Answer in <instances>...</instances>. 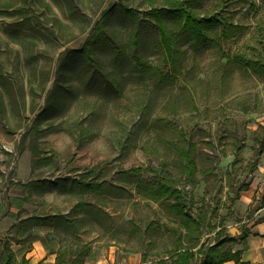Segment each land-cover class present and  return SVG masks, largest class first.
Listing matches in <instances>:
<instances>
[{
    "label": "rangeland",
    "instance_id": "374dc122",
    "mask_svg": "<svg viewBox=\"0 0 264 264\" xmlns=\"http://www.w3.org/2000/svg\"><path fill=\"white\" fill-rule=\"evenodd\" d=\"M176 1L0 0V264H9L2 242L14 252L10 264L169 258L186 232L181 218L138 184L175 161L182 133L210 156L207 176L179 184L201 243L227 238L221 249L234 247L251 212L240 195L264 160V77L234 57L264 59V0H189L237 28L229 39L212 30L197 51L177 41L175 70L152 14ZM104 17L87 69L81 50ZM164 20L181 33L175 15ZM35 241L42 259L31 253Z\"/></svg>",
    "mask_w": 264,
    "mask_h": 264
},
{
    "label": "trees",
    "instance_id": "16d2710c",
    "mask_svg": "<svg viewBox=\"0 0 264 264\" xmlns=\"http://www.w3.org/2000/svg\"><path fill=\"white\" fill-rule=\"evenodd\" d=\"M153 2V0H151ZM189 0H178L174 3V10L153 8V17L157 19L156 27L159 31L161 45L166 60L172 61L175 70L178 67L177 59L178 49L176 42L180 39H188L192 47L197 51L202 46L210 42L209 34L214 29L218 30V36L229 39V35L234 33L236 25L233 22H226L225 17L214 12L211 15H201L190 6ZM127 15L133 12L125 11ZM175 15L178 20V26L181 27L179 34L174 35L166 25L164 18L169 15ZM105 24V17L98 23L94 34L84 44L81 55L84 58L87 69H91L95 64V47L103 42L102 31ZM142 30L137 26L135 33L132 35L131 44L138 48L141 45ZM212 43V42H211ZM254 49V48H253ZM255 50V49H254ZM139 65H143L140 56L135 57ZM234 61L244 66L247 71L264 77V59H257L256 54L252 52H238ZM181 142L173 144V150L177 155L175 161L163 163L160 167V173L155 178L141 179L138 184V193L156 200L161 207L175 216L181 218L182 225L186 232L183 239H179L177 247L169 258H159L155 264H223L230 260H236V264H251L239 260L240 253H233L230 249L222 250L221 246L225 242H232L233 239L223 240L214 245L205 246L201 243L202 230L201 223L196 220L187 211L185 201V190L180 189L179 184L189 182L197 184L198 173L204 176L208 174V164L210 156L197 148V145L188 140L187 136L181 135ZM84 204L78 203L76 208H83ZM219 233V232H218ZM3 253L8 254V263L15 259L13 250L6 242L2 243ZM50 250L48 254H54ZM61 255H58V259Z\"/></svg>",
    "mask_w": 264,
    "mask_h": 264
},
{
    "label": "crops",
    "instance_id": "0c3cea01",
    "mask_svg": "<svg viewBox=\"0 0 264 264\" xmlns=\"http://www.w3.org/2000/svg\"><path fill=\"white\" fill-rule=\"evenodd\" d=\"M238 205L242 211L251 209V212L242 221L243 229L238 233L239 238L230 250L240 253L241 262L264 264V160L260 163L253 181L241 193ZM33 247L31 253L34 252L41 259L46 256L41 241H35ZM236 263V260H230L223 264Z\"/></svg>",
    "mask_w": 264,
    "mask_h": 264
},
{
    "label": "water",
    "instance_id": "95a60500",
    "mask_svg": "<svg viewBox=\"0 0 264 264\" xmlns=\"http://www.w3.org/2000/svg\"><path fill=\"white\" fill-rule=\"evenodd\" d=\"M240 233V232H239Z\"/></svg>",
    "mask_w": 264,
    "mask_h": 264
}]
</instances>
